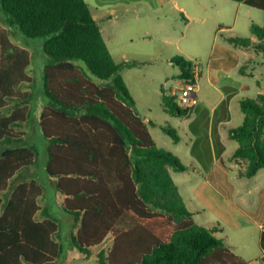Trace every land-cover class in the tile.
Listing matches in <instances>:
<instances>
[{"label": "trees", "instance_id": "obj_1", "mask_svg": "<svg viewBox=\"0 0 264 264\" xmlns=\"http://www.w3.org/2000/svg\"><path fill=\"white\" fill-rule=\"evenodd\" d=\"M235 1L264 12V0ZM0 20V264H58L64 256L60 223L41 210L44 187L30 172L37 145L21 130L34 116L35 92H20L34 86L32 54L10 35L44 63L47 102L38 120L46 172L66 197L63 209L74 222L69 240L84 260L111 241L96 264H249L218 228L194 221L170 175L187 166L157 146L123 78L139 63L114 60L85 0H0ZM251 33L255 42L228 41L264 56V24H252ZM172 63L180 80L192 78L191 61L177 56ZM163 109L177 117L193 111L166 92ZM240 109L243 124L229 138L239 144L233 158L246 164L241 175L252 178L264 169V94L241 101ZM163 130L179 142L176 130Z\"/></svg>", "mask_w": 264, "mask_h": 264}, {"label": "rangeland", "instance_id": "obj_2", "mask_svg": "<svg viewBox=\"0 0 264 264\" xmlns=\"http://www.w3.org/2000/svg\"><path fill=\"white\" fill-rule=\"evenodd\" d=\"M86 1L91 11L99 16L101 12L97 11L98 3L96 0ZM111 1L112 8H109V11L104 10V21H100L108 47L116 62L139 63L137 67L122 71L123 77L136 96L134 99L136 110L139 116L146 120L157 146L174 154L188 167L184 172H175L170 169V175L180 189L185 206L195 213L196 223L210 228L216 218L222 214V212L213 209V205H216L217 200L223 201L217 197L218 194L212 188H206V194L200 198L195 193V190H200L198 186L204 181V176L194 171L198 164L197 161L193 160L190 153L186 120L164 112L162 85L168 91L166 95L170 96L169 90L173 87L179 72L178 66L169 64L171 59L177 56L184 57L182 54H187L192 62L202 61V67L206 69L208 57L216 46L222 44L224 37L253 38L248 22L253 20L255 24L262 26L264 12L235 0ZM199 3L206 6L207 10H203ZM176 5L181 6L186 11L189 20L183 17V12L175 9ZM231 5H236L234 11L239 12L238 23L225 33H221L220 27L232 26L229 24L231 18L226 16ZM237 7L240 8L237 10ZM0 26H4L1 20ZM9 38L13 44L28 49L32 54V63L28 73L34 78V86L33 88L23 86L20 92H30L31 90L35 92L34 117H36V114L47 102L43 93V60L33 54L32 49L22 38L13 35H10ZM94 80L99 81L97 78ZM201 85L200 93L202 94L205 87L203 84ZM205 93L209 94L210 101H216V93L209 92L207 89ZM254 96V93H251L246 98H254ZM231 104L233 115L231 125L238 126L236 120L242 119L244 114L236 100L232 101ZM15 106L16 103H12L11 109ZM199 106L203 111L211 112L210 108L203 107L205 106L203 103ZM164 127L176 130L180 137L179 142H175L169 134L164 132ZM23 128L30 130L31 126L30 124L29 126L24 125ZM31 137L32 143L37 145L39 152L38 162L34 166L37 171V181L49 190L48 179L50 178L47 177L46 172V142L40 128L36 133L31 130ZM238 146L236 141L227 140V155L217 156V163L226 166V170L232 169L227 177H224L235 190L229 195L233 203L230 211L233 210L236 213V221H246L247 226L241 230H234L231 226H226L222 235L218 236L231 244L235 252L241 254V249L247 251L245 256L254 261L261 256L258 224L262 222L264 227V169L260 170L257 176L253 178L242 176V162H238L231 155ZM235 163H239V165L236 166ZM17 183L15 181L12 185ZM248 218L253 219V221L250 222ZM63 244L64 255L71 259L70 263L67 264H94L78 258L80 252L71 245L70 241L64 239ZM110 244L111 241L104 246V250L109 249ZM93 251L96 253L98 250L94 249ZM242 254L245 253L242 252Z\"/></svg>", "mask_w": 264, "mask_h": 264}, {"label": "crops", "instance_id": "obj_3", "mask_svg": "<svg viewBox=\"0 0 264 264\" xmlns=\"http://www.w3.org/2000/svg\"><path fill=\"white\" fill-rule=\"evenodd\" d=\"M96 2L98 3L97 11L101 13L98 16L95 15L92 11L91 12L94 19L97 21L98 25L100 26V30L102 32L100 21L102 22L104 21V10L107 9V11H109V8H112L110 5L112 1L96 0ZM199 6L203 10L205 11L207 10V7L203 6L201 3H199ZM235 7L236 5H231L226 15L227 17L231 18L229 24H231L232 26H228L227 28L220 27L221 33H225L228 29H231L237 25L239 12L234 11ZM238 8L240 7H237V10ZM175 9L178 10L179 12H183L182 13L183 17L186 20H189V15L181 6L176 5ZM249 23L251 30V26L252 24H254V22L253 20H250L248 24ZM102 35L105 40V36L103 32ZM230 37H237V36L224 37L222 44L216 46L215 49H213L210 56L208 57L206 69L202 67L201 70V77H200L198 93H197L199 99V105L203 103L205 105L203 107L210 108L211 112L203 111L202 109H200V106L198 105L193 109L191 114L185 117H180L183 118V120H186L187 122V132H188L187 137L190 141L189 142L190 153L193 160L197 161L198 164L197 167L194 168V171L204 176V181L198 186L200 190L199 189L195 190V193H197V196H199L200 198V196L206 194L205 193L206 188H212V190L218 194L217 197L223 201V202H219L217 200L215 203L216 205H213V209H216V211L218 212H222V214L220 217L216 218L212 226L209 228V229H212L214 227L218 228L219 232L216 233L217 236L222 235L225 229L224 227L226 226H231L234 230H241L243 227L247 226L246 221H240V222L236 221L237 219L236 213L233 210L230 211L231 205L233 203L230 200L231 196L229 195L231 193H234L235 190L233 186L229 183V181L228 180L226 181L224 177H227L229 171H232V169L226 170V166L218 165L217 163V156L220 157L221 155L222 156L227 155L226 142L227 140H231L229 138V132L232 129L241 126L244 121V117L242 119L238 118L236 120L237 123L236 125L238 126L231 125V123L233 122L232 121L233 115L231 113V105H232L231 103L232 101L236 100L237 105L240 108L241 101L245 99H254L259 94H264V56L261 53L256 52L251 47H242L230 43L228 41ZM250 39H252L254 42L256 41V38L254 36L253 38ZM182 55H184L185 59L191 61V59L188 58L187 54H182ZM200 62L202 63V61ZM169 64L174 65L172 63V59L169 61ZM179 74H180V69L177 74V78L175 79V83L173 87L171 86L172 88L169 90L170 96H173V92L176 89H178L180 86V79L178 78ZM123 78L129 88L131 95H133L132 97L136 99V96L131 91V88L128 82L126 81L125 77ZM202 80H204L203 83H201ZM201 84H203V86L205 87L204 93L202 94L200 93V91L202 90ZM162 87H163L162 88V95H163L164 92L167 93L168 91L167 89H165L164 85H162ZM206 89L209 92L212 91L217 94L216 101H210L209 94L205 93ZM251 93H254L255 95L254 98H246ZM34 107L35 106L33 105V109H35ZM40 112L36 114V117L33 116L34 119L32 118L29 121V123L25 125V126L27 125L29 126L30 124L31 126L30 130L25 129L23 127L21 128V130L26 135V139L30 141V143L33 142V139L31 137V130L32 132L36 133L39 128L38 119ZM143 120L147 124L146 120L145 119ZM45 147H46V166H47L49 156L47 151V145ZM235 150L231 155L234 154ZM235 165L237 166L239 165V163H235ZM242 165L243 166L241 167L242 168L241 173L246 169V164L242 162ZM30 172L31 174L37 175V171L35 168L31 169ZM258 172L253 177H256ZM48 180H49L48 184L50 186V189L48 190L46 189L45 186H43L44 194L39 200V205L44 213H46L49 217L57 220L60 223L58 239L63 244L64 239L70 241L69 239L74 228V222L72 217L69 214H67L63 209V205L66 197L57 190L54 179H48ZM19 181L20 180H18L17 182ZM0 212L2 211L0 210ZM192 213L195 215L194 212ZM41 218H43V216H40V219ZM248 220L250 222L253 221V219L251 218H248ZM258 225H259L258 228L260 229L259 249L261 251V256L254 261L249 259L247 256H245L248 253L247 251L241 249V251L245 254H242V252L241 254L240 252L237 253L233 250L232 248L233 246L231 244L224 241L232 249L233 252L244 258L246 261H248L249 264H264V251H262L260 248V238L261 235L264 234V227L262 225V222H259ZM94 249H97L98 251L94 253L93 251ZM100 251H104V246L93 248L92 253L94 254L92 255V258L90 260H85V261H90L96 264L95 261ZM63 258L58 262V264L70 263L71 259L68 256L64 255ZM78 258L84 260L81 257V255H79Z\"/></svg>", "mask_w": 264, "mask_h": 264}, {"label": "built area", "instance_id": "obj_4", "mask_svg": "<svg viewBox=\"0 0 264 264\" xmlns=\"http://www.w3.org/2000/svg\"><path fill=\"white\" fill-rule=\"evenodd\" d=\"M192 78L187 81L180 80V86L173 92L174 103L182 108H195L199 105L198 87L201 77L202 63L192 62Z\"/></svg>", "mask_w": 264, "mask_h": 264}]
</instances>
